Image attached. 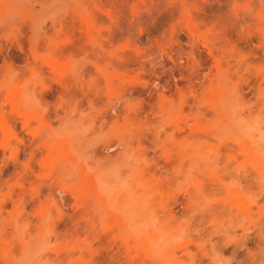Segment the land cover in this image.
<instances>
[{
  "label": "rangeland",
  "instance_id": "1",
  "mask_svg": "<svg viewBox=\"0 0 264 264\" xmlns=\"http://www.w3.org/2000/svg\"><path fill=\"white\" fill-rule=\"evenodd\" d=\"M1 205L0 264H264V0H0Z\"/></svg>",
  "mask_w": 264,
  "mask_h": 264
},
{
  "label": "bare ground",
  "instance_id": "2",
  "mask_svg": "<svg viewBox=\"0 0 264 264\" xmlns=\"http://www.w3.org/2000/svg\"><path fill=\"white\" fill-rule=\"evenodd\" d=\"M78 139V138H77ZM82 145V144H81ZM39 160V159H38ZM38 160H37V162H38ZM31 163H33V162H31ZM65 163V162H64ZM64 166V165H63ZM62 166V167H63ZM65 168V167H64ZM56 189V188H55ZM56 191H58V190H56ZM61 191V190H60ZM50 193V192H49ZM50 196V195H49ZM2 208H4V205L2 206H0V210L2 209ZM16 223V222H15ZM17 227V226H16ZM14 230H16V229H14ZM12 231H13V229H12ZM17 231H18V234H19V230H18V228H17ZM10 232V231H9ZM16 234V233H15ZM25 242V241H24ZM33 243V242H32ZM30 246L32 245L33 246V244H29ZM31 246V251H30V249H28L27 248V246H25L24 248H22L24 251H23V253H21V256H20V258L18 259V262L20 263V264H51V262H49V261H41V260H38V259H36V258H33L34 256H36L37 254V251L35 250V249H32V248H34V246L32 247ZM32 250H35L36 251V253L34 252V254H36V255H34V254H32ZM31 256H33V257H31ZM38 257H40V256H38ZM17 260V259H16ZM15 260V261H16Z\"/></svg>",
  "mask_w": 264,
  "mask_h": 264
}]
</instances>
